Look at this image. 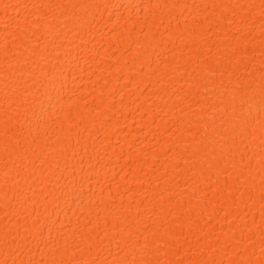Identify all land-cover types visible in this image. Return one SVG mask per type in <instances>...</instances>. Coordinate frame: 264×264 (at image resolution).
<instances>
[{
    "label": "bare ground",
    "instance_id": "1",
    "mask_svg": "<svg viewBox=\"0 0 264 264\" xmlns=\"http://www.w3.org/2000/svg\"><path fill=\"white\" fill-rule=\"evenodd\" d=\"M0 264H264V0H0Z\"/></svg>",
    "mask_w": 264,
    "mask_h": 264
}]
</instances>
